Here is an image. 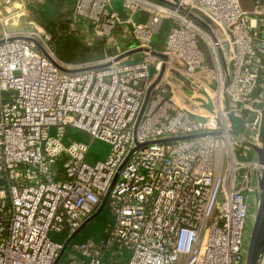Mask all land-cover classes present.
<instances>
[{
	"label": "built area",
	"instance_id": "1",
	"mask_svg": "<svg viewBox=\"0 0 264 264\" xmlns=\"http://www.w3.org/2000/svg\"><path fill=\"white\" fill-rule=\"evenodd\" d=\"M72 1L95 36L128 26L136 45L70 64L39 32L4 30L0 264H246L249 201L263 168L248 158L264 108V3ZM18 10L0 8L4 28L24 16ZM69 129L109 145L108 156L89 162L90 144ZM107 195V237L64 250Z\"/></svg>",
	"mask_w": 264,
	"mask_h": 264
},
{
	"label": "rangeland",
	"instance_id": "2",
	"mask_svg": "<svg viewBox=\"0 0 264 264\" xmlns=\"http://www.w3.org/2000/svg\"><path fill=\"white\" fill-rule=\"evenodd\" d=\"M13 1L14 6L19 9L17 11L18 14L24 13V16L10 21L5 28L0 23V37L3 35L4 30H7V32L11 34L27 33L29 31L39 32L44 41L52 47L57 56L70 64L91 63L105 60L108 57L115 56L125 51L127 48L136 45V41L132 39L131 30L128 26L117 27L109 38L95 36L91 24H88L87 21L74 18V2L72 0ZM1 3L2 0H0V5ZM115 6L119 9L120 2H116ZM0 8L2 9L3 7ZM3 14L5 15V13ZM73 19H75V21H73ZM167 31L168 28L166 24L154 39V46L156 48H161L163 46ZM58 43H60L61 46V53L57 50ZM199 45L209 61V50L202 42H200ZM131 54L132 52L128 53V55ZM123 57H125V55H123ZM67 136L71 139H76L79 136L84 137L85 141H88L91 146L90 158L94 156L100 160H104L111 150L109 145L100 141H92L88 136L73 129L67 131ZM248 159H257V154H251ZM260 195L261 192L255 193L251 196L249 201L250 211L248 225L244 232V252L246 253V258L255 216L258 211ZM51 238L55 241L63 242L65 240V235L58 236L52 234ZM66 259L67 256L65 255L64 260Z\"/></svg>",
	"mask_w": 264,
	"mask_h": 264
},
{
	"label": "water",
	"instance_id": "3",
	"mask_svg": "<svg viewBox=\"0 0 264 264\" xmlns=\"http://www.w3.org/2000/svg\"><path fill=\"white\" fill-rule=\"evenodd\" d=\"M263 2V1H262ZM264 3V2H263ZM210 111H212V105L206 106ZM259 146H255L253 149L257 154V159L259 163L263 166L257 173V183L259 192H261L258 211L255 216V221L253 224L252 236L247 251L246 264H264V108L262 110V118L259 133ZM108 195L103 200L98 211L91 216L84 225L74 233L65 243V249L68 248L73 239L81 232V230L91 221H93L96 216L105 208L107 203Z\"/></svg>",
	"mask_w": 264,
	"mask_h": 264
},
{
	"label": "trees",
	"instance_id": "4",
	"mask_svg": "<svg viewBox=\"0 0 264 264\" xmlns=\"http://www.w3.org/2000/svg\"><path fill=\"white\" fill-rule=\"evenodd\" d=\"M116 7V6H115ZM60 43L57 45V50L59 53L60 51ZM78 141L85 142V138L79 136L76 138ZM91 153V151H90ZM93 157V159H92ZM90 158V154L88 157V161L90 160L91 163H95L97 161H101L100 159L92 156ZM92 159V160H91ZM89 161V162H90ZM57 179H64V174L62 173V170L60 168V162L57 163ZM114 223V217L112 213L109 210L108 205L106 204L105 208L96 216V218L89 222L82 230L81 232L73 239L71 244L74 243H82L87 240H95V241H100L102 239H105L107 237V230L108 228Z\"/></svg>",
	"mask_w": 264,
	"mask_h": 264
},
{
	"label": "crops",
	"instance_id": "5",
	"mask_svg": "<svg viewBox=\"0 0 264 264\" xmlns=\"http://www.w3.org/2000/svg\"><path fill=\"white\" fill-rule=\"evenodd\" d=\"M254 0H240L241 5L244 9L248 10L251 8L252 4H253ZM264 2V0H261ZM2 4V3H1ZM14 5V4H13ZM3 8L1 9L2 13H8V12H14L16 10L15 6H11L10 8H5L4 6H2Z\"/></svg>",
	"mask_w": 264,
	"mask_h": 264
}]
</instances>
